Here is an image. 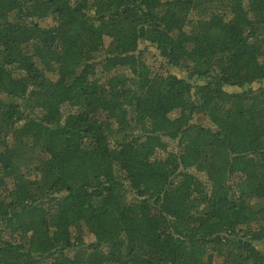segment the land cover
I'll return each mask as SVG.
<instances>
[{"label": "trees", "instance_id": "obj_1", "mask_svg": "<svg viewBox=\"0 0 264 264\" xmlns=\"http://www.w3.org/2000/svg\"><path fill=\"white\" fill-rule=\"evenodd\" d=\"M0 264H264V0H0Z\"/></svg>", "mask_w": 264, "mask_h": 264}, {"label": "rangeland", "instance_id": "obj_2", "mask_svg": "<svg viewBox=\"0 0 264 264\" xmlns=\"http://www.w3.org/2000/svg\"><path fill=\"white\" fill-rule=\"evenodd\" d=\"M150 50H151V52H154V49L151 48V47H150ZM171 70H173V69H171ZM77 254H78L79 256H82V255H83V252H78Z\"/></svg>", "mask_w": 264, "mask_h": 264}]
</instances>
